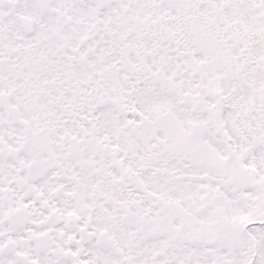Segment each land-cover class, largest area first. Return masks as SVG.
Listing matches in <instances>:
<instances>
[{
    "label": "snow or ice",
    "instance_id": "snow-or-ice-1",
    "mask_svg": "<svg viewBox=\"0 0 264 264\" xmlns=\"http://www.w3.org/2000/svg\"><path fill=\"white\" fill-rule=\"evenodd\" d=\"M0 264H264V0H0Z\"/></svg>",
    "mask_w": 264,
    "mask_h": 264
}]
</instances>
